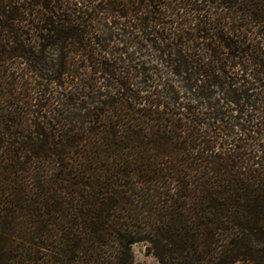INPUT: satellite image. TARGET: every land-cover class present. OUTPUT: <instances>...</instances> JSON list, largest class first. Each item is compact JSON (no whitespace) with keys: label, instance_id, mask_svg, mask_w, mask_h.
I'll return each instance as SVG.
<instances>
[{"label":"trees","instance_id":"1","mask_svg":"<svg viewBox=\"0 0 264 264\" xmlns=\"http://www.w3.org/2000/svg\"><path fill=\"white\" fill-rule=\"evenodd\" d=\"M264 264V0H0V264Z\"/></svg>","mask_w":264,"mask_h":264},{"label":"rangeland","instance_id":"2","mask_svg":"<svg viewBox=\"0 0 264 264\" xmlns=\"http://www.w3.org/2000/svg\"><path fill=\"white\" fill-rule=\"evenodd\" d=\"M131 253V264H159L158 259L149 251L146 243H136L132 246Z\"/></svg>","mask_w":264,"mask_h":264}]
</instances>
